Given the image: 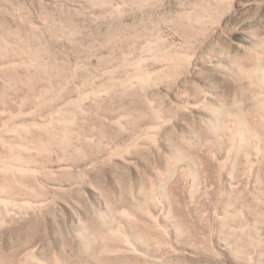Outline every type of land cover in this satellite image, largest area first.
<instances>
[{
  "label": "bare ground",
  "instance_id": "bare-ground-1",
  "mask_svg": "<svg viewBox=\"0 0 264 264\" xmlns=\"http://www.w3.org/2000/svg\"><path fill=\"white\" fill-rule=\"evenodd\" d=\"M254 6L229 26L225 8L217 18L179 9L185 30L156 22L142 45L155 44L154 67L125 58L118 78L145 104L110 110L82 136L74 112L105 89L79 91L45 115L5 111L0 230L38 217L45 225L0 246V264L264 263V5ZM32 130L65 141L64 152L32 159L51 151L41 133L21 134ZM102 167L116 174L106 190L91 178Z\"/></svg>",
  "mask_w": 264,
  "mask_h": 264
},
{
  "label": "rangeland",
  "instance_id": "rangeland-1",
  "mask_svg": "<svg viewBox=\"0 0 264 264\" xmlns=\"http://www.w3.org/2000/svg\"><path fill=\"white\" fill-rule=\"evenodd\" d=\"M257 1L0 0V61L9 63L0 67V124L3 115L18 106L45 115L60 101L79 91L90 94L93 89H105L101 96L95 97L92 105V100L85 101L91 105L89 110L74 112L77 122L74 128L82 136L93 123L104 124L102 118L110 110H118L127 103L132 108L145 104L140 94L125 96L118 78L127 68L125 58L130 61L140 58L138 66L141 68L151 70L154 67L155 61L149 55L155 44H150L146 51L142 45L145 39L155 38L156 22L165 33L176 25L185 30L187 27L182 25L177 14L179 9L192 8L201 14L210 11L211 18H217L216 10L225 8L227 14H223L220 21L229 26L246 17L254 5H264ZM223 35L226 33L221 32L220 36ZM9 61L14 62L10 64ZM39 94L43 95L44 102L34 108ZM21 134L28 140H35L40 134L41 144H47L49 137L44 131ZM50 140L51 151L41 155L33 153L32 159L54 161L57 154H62L67 143L64 141L57 146ZM5 149L0 145V155H6ZM114 174L109 168H95L91 178L105 189L107 179ZM8 191L13 193L11 188ZM44 225V219L38 217L31 223L4 227L0 230V246H8L16 237L41 235Z\"/></svg>",
  "mask_w": 264,
  "mask_h": 264
}]
</instances>
